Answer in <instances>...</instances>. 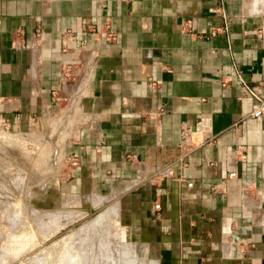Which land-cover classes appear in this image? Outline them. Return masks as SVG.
<instances>
[{"label":"crops","instance_id":"0c3cea01","mask_svg":"<svg viewBox=\"0 0 264 264\" xmlns=\"http://www.w3.org/2000/svg\"><path fill=\"white\" fill-rule=\"evenodd\" d=\"M61 88L83 113L64 202L111 205L158 264H264V114L247 90L264 94V0H0V119L48 124Z\"/></svg>","mask_w":264,"mask_h":264},{"label":"rangeland","instance_id":"374dc122","mask_svg":"<svg viewBox=\"0 0 264 264\" xmlns=\"http://www.w3.org/2000/svg\"><path fill=\"white\" fill-rule=\"evenodd\" d=\"M75 78V69L67 71L66 83ZM78 85L81 82L76 81L73 87ZM80 97H69L61 88L48 124L42 114L33 123L16 126L0 119V264H102V254L111 255L115 245L133 249L136 264H158L157 244L139 241L133 226L121 220L111 205L97 210L64 202L57 186L69 175L70 165L66 159L67 168L62 170L61 150L83 121ZM9 171L11 178L6 176ZM106 209L112 220L105 239L102 230L91 233L86 228Z\"/></svg>","mask_w":264,"mask_h":264},{"label":"bare ground","instance_id":"6f19581e","mask_svg":"<svg viewBox=\"0 0 264 264\" xmlns=\"http://www.w3.org/2000/svg\"><path fill=\"white\" fill-rule=\"evenodd\" d=\"M81 75H82V71L79 72V76L78 78L76 79V81L81 82L82 78H81ZM75 81V82H76ZM10 156V154H9ZM1 166V165H0ZM3 167V165L1 166ZM6 172V170H5ZM1 173V172H0ZM8 177L11 178V173L9 171L8 175H6ZM3 181V180H2ZM9 183V182H8ZM13 184V183H12ZM6 186V185H4ZM17 186V185H16ZM9 189V188H7ZM5 213V212H4ZM33 213V212H32ZM35 214V213H34ZM111 211H107L105 210L101 215H99L96 220H93V222H90L89 223V227L86 228V231L87 232H98L99 230H102L103 231V237L106 239L110 236V220H112L111 217ZM2 215V214H1ZM0 215V216H1ZM7 215V214H6ZM8 216V215H7ZM6 216V217H7ZM11 216V215H10ZM36 216H37V213H36ZM40 216V215H39ZM66 216V215H65ZM9 217V216H8ZM49 217V216H48ZM10 218V217H9ZM52 219V218H51ZM10 221H11V218H10ZM38 221V220H37ZM112 223V222H111ZM107 227V228H106ZM85 231V232H86ZM88 235V234H86ZM91 235V234H90ZM85 238V237H84ZM112 240V239H111ZM98 246H101V244L99 245L97 243ZM114 249H112V253L111 255L110 254H107V253H103L101 258L104 259V262H102V264H136V258L134 256V250L133 249H128V247L126 248L124 246L121 247L120 245H115L113 247ZM115 254V255H114ZM114 255V256H113ZM113 256V257H112ZM31 259V258H30ZM35 262V261H34ZM26 264H33L31 261L26 263Z\"/></svg>","mask_w":264,"mask_h":264},{"label":"built area","instance_id":"2783aa9c","mask_svg":"<svg viewBox=\"0 0 264 264\" xmlns=\"http://www.w3.org/2000/svg\"><path fill=\"white\" fill-rule=\"evenodd\" d=\"M83 23L85 24L84 29L85 30H92L94 29V23L91 21H83ZM214 31L212 30L211 33H213ZM108 35H110L112 38L115 37V35L112 32H108ZM85 38H83L82 42H84ZM247 90L249 92H251L254 96V101L252 104V108L250 111V115L253 116H261L264 114V94H262L259 90L256 89H252V88H247ZM207 128V119H205L204 117H201L197 124H196V130L200 133H204L206 131ZM190 133V132H189ZM241 145L237 144V148H240ZM79 162V159L76 156H72L71 157V163L73 165H76ZM234 172H231L230 175H233ZM153 208L155 210H159L161 208V192L160 189L157 188L155 190V197L153 199Z\"/></svg>","mask_w":264,"mask_h":264},{"label":"water","instance_id":"95a60500","mask_svg":"<svg viewBox=\"0 0 264 264\" xmlns=\"http://www.w3.org/2000/svg\"><path fill=\"white\" fill-rule=\"evenodd\" d=\"M56 154H57V149L55 148L54 149V158H53L54 161L56 160Z\"/></svg>","mask_w":264,"mask_h":264}]
</instances>
